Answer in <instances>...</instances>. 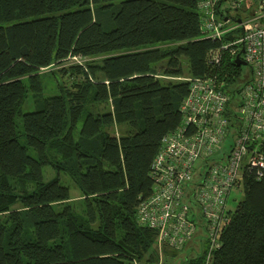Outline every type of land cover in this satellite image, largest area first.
I'll list each match as a JSON object with an SVG mask.
<instances>
[{
  "label": "trees",
  "instance_id": "trees-1",
  "mask_svg": "<svg viewBox=\"0 0 264 264\" xmlns=\"http://www.w3.org/2000/svg\"><path fill=\"white\" fill-rule=\"evenodd\" d=\"M219 45L200 36L197 0H0V264L153 260L154 233L136 225V207L152 192L151 163L188 92L155 65L179 77L183 59L189 77L229 88L235 64L207 59ZM73 56L84 62L58 70L70 85L41 96V71ZM28 93L35 109L22 114ZM88 98L110 109L87 111L77 130ZM118 125L120 136L107 131ZM47 166L77 185L82 214L59 176L43 181ZM241 194L211 264H264V170L242 178Z\"/></svg>",
  "mask_w": 264,
  "mask_h": 264
},
{
  "label": "built area",
  "instance_id": "built-area-1",
  "mask_svg": "<svg viewBox=\"0 0 264 264\" xmlns=\"http://www.w3.org/2000/svg\"><path fill=\"white\" fill-rule=\"evenodd\" d=\"M242 1L197 0L200 36L220 43L208 53L209 64H219L223 54L233 63L238 56L244 65L235 66L237 79L242 66L249 67L250 78L232 88L231 95L225 92V79L216 76L183 80L188 92L179 105L180 122L162 137L150 167L152 192L136 207V225L154 233V259L134 264H175L176 252L186 248L198 228L204 232L201 245L191 246L178 264H211L233 210L228 198L241 191L245 175H262L264 0H250V12L233 14ZM71 60L84 62L75 56Z\"/></svg>",
  "mask_w": 264,
  "mask_h": 264
},
{
  "label": "rangeland",
  "instance_id": "rangeland-1",
  "mask_svg": "<svg viewBox=\"0 0 264 264\" xmlns=\"http://www.w3.org/2000/svg\"><path fill=\"white\" fill-rule=\"evenodd\" d=\"M227 4L223 3V7H225ZM251 11V2L250 0H243L240 9L238 10V12H232L233 14H241L243 12H250ZM171 45L169 44H158L156 45V47L162 48V49H168ZM99 64V60L96 61ZM75 64L71 58H66V60H64L63 62H61L58 66V68H50V69H46L41 71L40 73V77H41V83H42V92H41V96L43 97H48V96H53L58 94V87L60 86V84H64V85H70L71 83V78H69L68 76H64L62 73H60L58 70L62 67L65 66H71ZM165 65V61L161 62V63H157L155 65V70H156V76L162 80L168 81H182L186 78H188V74L186 73V62L185 60L182 59V67H183V74L179 77H169V76H165L163 75V68ZM57 67V66H56ZM57 70V71H56ZM250 78V69L247 66H242V76H240L235 83H233L229 88H225V92L227 94L232 93V88H234L235 90L240 88L248 79ZM36 99L31 95V93H28L22 106H21V112L26 113V112H30L33 111L35 109V103H36ZM110 109V105H109V101L108 102H102V103H93V101L91 100V98H88L87 103L84 105L83 107V112L79 118L78 121V125H77V130L80 128L82 121L86 115L87 111H97V112H105L107 110ZM21 119L22 117L19 116L16 118V122L19 124V126H21ZM125 129L124 126L122 125H118V126H113L112 128L108 129L107 131L110 134H113L115 136H120L121 133L123 132V130ZM20 130H22V128L20 127ZM74 137H77V131H74ZM28 153L31 156H34L33 151L29 148L28 149ZM59 176V180L60 182L67 186L69 188L70 191V198L67 201L68 204H70V206L79 214H82L83 211V196L81 194V192L79 191V188L77 187V185L72 181V179L70 177H68L67 175H65L64 173L60 172L59 174L57 172H55L50 166H47L43 169V181L47 182L49 180H51L54 177ZM193 181L196 182L199 180V176L197 175V172L193 174ZM242 197L241 191L238 190L235 193H233L227 201V205L230 208H235L238 204V202L240 201ZM19 206H15V208H18ZM189 207L190 209L194 212L195 218L194 221H196L197 223H199L201 221L200 218H198V210L195 208V206L192 203H189ZM204 232L201 229H197L195 236L191 239V241L187 244L186 248L183 251H178L176 252L175 255V259L176 262L175 264H178V261L180 259H183L185 257V255L188 252V249L194 246L199 247L200 244V239L203 238Z\"/></svg>",
  "mask_w": 264,
  "mask_h": 264
},
{
  "label": "water",
  "instance_id": "water-1",
  "mask_svg": "<svg viewBox=\"0 0 264 264\" xmlns=\"http://www.w3.org/2000/svg\"><path fill=\"white\" fill-rule=\"evenodd\" d=\"M234 64L235 66L244 65V63L239 59L238 56H236V58L234 59Z\"/></svg>",
  "mask_w": 264,
  "mask_h": 264
}]
</instances>
